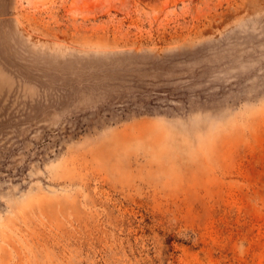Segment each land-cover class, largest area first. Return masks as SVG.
Returning a JSON list of instances; mask_svg holds the SVG:
<instances>
[{"label":"rangeland","instance_id":"obj_1","mask_svg":"<svg viewBox=\"0 0 264 264\" xmlns=\"http://www.w3.org/2000/svg\"><path fill=\"white\" fill-rule=\"evenodd\" d=\"M0 264H264V0H0Z\"/></svg>","mask_w":264,"mask_h":264}]
</instances>
